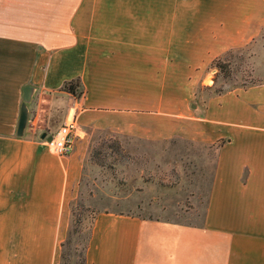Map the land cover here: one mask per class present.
I'll return each instance as SVG.
<instances>
[{
    "label": "crops",
    "instance_id": "1",
    "mask_svg": "<svg viewBox=\"0 0 264 264\" xmlns=\"http://www.w3.org/2000/svg\"><path fill=\"white\" fill-rule=\"evenodd\" d=\"M263 30L264 0H0V264H59L86 148L58 158L39 136L69 108L76 131L214 150L199 223L98 210L83 264H264V81L195 93L211 61ZM75 78L79 98L61 88Z\"/></svg>",
    "mask_w": 264,
    "mask_h": 264
},
{
    "label": "rangeland",
    "instance_id": "2",
    "mask_svg": "<svg viewBox=\"0 0 264 264\" xmlns=\"http://www.w3.org/2000/svg\"><path fill=\"white\" fill-rule=\"evenodd\" d=\"M261 51L264 30L244 48L230 50L211 61L195 93L206 96L264 81V58L257 54ZM189 80L185 81V89ZM189 94L185 93V99ZM195 102L190 98L185 111L190 113L189 104ZM51 120L61 125L59 113L53 112ZM185 128L191 127L185 124ZM77 138L84 142L86 159L77 196L70 204L72 215L59 264H81L91 217L98 210H117L126 205L141 216L183 224L200 222L214 160V150L205 143L178 138L154 142L118 136L93 125L77 130L74 140ZM110 195H118L125 204L112 203Z\"/></svg>",
    "mask_w": 264,
    "mask_h": 264
},
{
    "label": "built area",
    "instance_id": "3",
    "mask_svg": "<svg viewBox=\"0 0 264 264\" xmlns=\"http://www.w3.org/2000/svg\"><path fill=\"white\" fill-rule=\"evenodd\" d=\"M66 117L68 122L63 123L56 129L51 135V140L49 142L44 140V145L58 158H64L71 153L74 134L76 132L74 109L69 108Z\"/></svg>",
    "mask_w": 264,
    "mask_h": 264
},
{
    "label": "water",
    "instance_id": "4",
    "mask_svg": "<svg viewBox=\"0 0 264 264\" xmlns=\"http://www.w3.org/2000/svg\"><path fill=\"white\" fill-rule=\"evenodd\" d=\"M33 91H34L33 87L28 85L24 86L22 89L21 104L19 107L16 131H15L16 137H21L23 135V131L26 126L27 116H28L27 105L31 100ZM39 139L49 142L51 140V135H46L45 132H42L39 136Z\"/></svg>",
    "mask_w": 264,
    "mask_h": 264
},
{
    "label": "trees",
    "instance_id": "5",
    "mask_svg": "<svg viewBox=\"0 0 264 264\" xmlns=\"http://www.w3.org/2000/svg\"><path fill=\"white\" fill-rule=\"evenodd\" d=\"M62 90L65 91L66 93H68L69 95H71L74 98H79L82 95V91L80 89V84H79V80L77 78L72 79L68 82L63 83V85L61 86ZM70 213L72 215V211L70 210ZM93 216L91 217L92 220ZM91 223V222H90ZM68 233V232H67ZM67 238V237H66ZM88 238V235H87ZM66 240V239H65ZM64 240V241H65ZM64 243V242H63ZM63 243L61 244V247L63 246ZM86 243H87V239H86ZM86 243L85 246L83 248V252L85 250L86 247ZM81 264H83V253H82V259H81Z\"/></svg>",
    "mask_w": 264,
    "mask_h": 264
}]
</instances>
